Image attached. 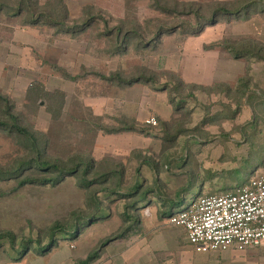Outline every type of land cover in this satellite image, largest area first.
<instances>
[{
  "label": "rangeland",
  "instance_id": "rangeland-1",
  "mask_svg": "<svg viewBox=\"0 0 264 264\" xmlns=\"http://www.w3.org/2000/svg\"><path fill=\"white\" fill-rule=\"evenodd\" d=\"M18 1L2 0L0 10V119L10 122L13 114L31 135L48 139L40 148L53 164L93 160L85 177L94 181L83 187L69 174L55 185L21 187V180L58 173L24 169L38 157L31 141L0 128V172H9L0 178V232L35 246L49 242L56 223L80 227L76 239L56 235L44 254H17L1 243L0 264H79L95 253L89 264H264V244L199 252L167 216L197 193L233 192L264 173V11L214 17L219 6L251 0H159L162 8L158 0H27L35 20L26 23V12L7 15ZM66 13L60 25L51 19ZM248 47L260 55L232 51ZM116 73L157 82L126 85L110 79ZM251 156L254 167L234 176ZM17 169L20 176H10ZM137 177L142 191L152 190L141 203L119 194ZM191 185L193 193L175 206Z\"/></svg>",
  "mask_w": 264,
  "mask_h": 264
},
{
  "label": "trees",
  "instance_id": "trees-1",
  "mask_svg": "<svg viewBox=\"0 0 264 264\" xmlns=\"http://www.w3.org/2000/svg\"><path fill=\"white\" fill-rule=\"evenodd\" d=\"M162 1H157L158 7L162 8L159 4H161ZM5 6V3L2 2V0H0V10L4 11L3 8ZM193 7V6H192ZM164 11H171L168 8H163ZM251 9H256V10H261L264 11V0H251L249 1V3H245V4H241L239 5L237 8L234 9H229L226 6H219L218 8H216V10L214 11V17L218 16V15H241L242 13H248V11H250ZM7 11V15H18V14H22L23 12H26V14L31 15L30 18H28L26 20V23H33V21L35 20L34 18H31L33 16V12L30 6L27 3V0H19L18 4L15 5L14 7H10ZM57 16L59 18H61L60 20H54V18H51L53 20V22L56 25H60L59 23L62 21V19L64 20L67 17V13L64 14V16L60 17V14ZM214 17L210 18L211 20L209 21H213L212 19H214ZM58 19V18H57ZM215 18L214 21H216ZM58 21V22H57ZM52 22V24H53ZM90 24V20L85 21L82 25L79 26V28L76 30H73V32L78 33V30L84 29V27L88 26ZM205 25L210 24V22H205ZM201 23L199 24L200 27ZM203 25V24H202ZM161 29V28H160ZM193 30L194 28L189 27L187 30ZM120 31V30H119ZM118 31V33H119ZM163 31V30H162ZM165 32V31H164ZM159 36V32L157 34ZM157 35L155 37H157ZM252 49V50H251ZM232 51H234V55L236 58L240 57V55H244V53H247V55L249 56H259L260 54H258L256 51H253V48L248 47L244 48V49H232ZM143 75H140L139 77H134V78H129V79H125L123 78L120 74L116 73L113 74V76L110 78L111 80H118L120 83H124L126 85L129 84H133V83H137V82H143V83H150V84H156V79L154 76L152 75H147L145 73H142ZM65 75V74H64ZM147 75V76H146ZM67 76V74H66ZM69 77V76H68ZM180 86H189L190 88H197L198 86L196 85H185L183 83V81H179ZM160 87V86H159ZM188 87V88H189ZM243 93H245V91L248 89L249 87H247V84L245 86H243ZM159 90H161V87L158 88ZM9 107V106H8ZM10 115V122L9 121H5V120H1L0 119V128L7 130L8 132H12V133H17L20 134L21 136L29 139L32 143V146L34 148V150L37 153V158H35L34 160H32L31 162H26L22 165V167H24V169L26 168H32V169H36V170H43V171H51V172H56L58 173L57 176H51V177H47V178H42V179H38V178H30L27 180H21L19 182V185L25 186L29 183H43L45 185L49 184V185H55L57 183H59L63 177L69 176V174H71L74 177H78L81 181V185L83 187H90L93 184V181H90L87 179V177H85V175L89 174L93 168H94V163L93 160H87V159H81L78 162H74L71 166V168L69 167H63V166H58L57 164H53L50 161H47L43 158V150L40 148V145H43L44 147L46 146V144L48 143V139H45L43 137V135H37V134H30L28 132L27 129L23 128L22 126H20L18 124V120L17 117L13 114H9ZM136 126H129V127H124V128H117V129H111L109 132L110 133H119V132H123V131H132L135 130ZM39 136H41L39 138ZM176 137V136H175ZM264 151V150H263ZM259 154V153H257ZM253 160L252 156L247 157L246 159H242V166H239V168H237L236 170H234V176L238 177L242 174L247 172V170L249 169V167L253 166L251 163L249 164L250 160ZM262 159V157L260 156H256L255 157V161ZM241 160V161H242ZM254 161V162H255ZM83 166V170H82V174H78V171H80V168ZM20 170V169H19ZM19 170L17 169L15 172H13L12 174H10V176L16 178L19 177ZM119 171V170H118ZM121 171H119L118 173H120ZM9 172H0V178L4 177L5 175H8ZM255 173V169L251 172V174L253 175ZM103 177H108L107 174H104ZM140 178L137 177V181L134 183V185H132L130 188H128L126 190V192H119V194H123L126 197H135V196H139L138 200H136V202H144L147 200L146 195L148 194V192H151L152 190H144L142 191V181L139 180ZM251 179V178H250ZM250 179H247L244 181V183L242 184L245 185L249 182ZM120 183H118L117 185H119ZM239 187V186H238ZM119 189V187L114 188V190H112V192L117 193V190ZM195 189V187L193 188L192 185L183 188L178 195L180 194L181 199L175 202V206L182 204L184 201L187 200V196L185 197V195L188 194H192L193 190ZM107 191H109L108 189H105ZM158 191V197H161V191L160 189L157 190ZM198 194V193H197ZM197 194L195 195V198L193 199L192 203L200 196H197ZM161 195V196H160ZM192 203L185 207L184 209L190 207L192 205ZM135 205V204H134ZM133 204L131 206H134ZM173 205V206H174ZM137 206V205H135ZM174 207L170 210L171 213H167V216L170 218L171 215H173L176 212H173ZM98 210L100 211V207L98 206ZM97 214H95L96 216ZM99 215V214H98ZM92 217V216H91ZM93 221L90 217L87 218V222ZM80 227L77 225L72 226V228L67 229L64 228V226L60 223H56L54 226H52L51 230H50V240L48 243L46 244H42L40 241H37L35 246H33L34 244H32V241H25V242H20L19 245L17 244V235L12 232V231H1L0 232V245H2L1 243H5V242H9L11 244V249L12 251L16 252L17 254H24V253H28L29 251H34L38 254H44L47 251L51 250L52 247L56 246L57 244V237L56 235H64L65 237L68 236L69 238L72 239H76L77 236L80 233ZM98 257L97 253L93 254V255H89L88 258L86 260L81 261L79 264H89L90 262L94 261L96 258Z\"/></svg>",
  "mask_w": 264,
  "mask_h": 264
},
{
  "label": "built area",
  "instance_id": "built-area-1",
  "mask_svg": "<svg viewBox=\"0 0 264 264\" xmlns=\"http://www.w3.org/2000/svg\"><path fill=\"white\" fill-rule=\"evenodd\" d=\"M156 126L155 117L147 120ZM199 252H244L264 244V173L229 193L200 196L169 218Z\"/></svg>",
  "mask_w": 264,
  "mask_h": 264
},
{
  "label": "crops",
  "instance_id": "crops-1",
  "mask_svg": "<svg viewBox=\"0 0 264 264\" xmlns=\"http://www.w3.org/2000/svg\"><path fill=\"white\" fill-rule=\"evenodd\" d=\"M188 242V241H187ZM188 244H189V242H188ZM190 245V244H189ZM264 247V246H263ZM259 248V247H258ZM264 249V248H263ZM230 251H232V252H237V251H234V250H229V251H227V252H230ZM246 251H249V250H246ZM222 252H226V251H216V252H203V253H222ZM262 254V258H264V252L263 253H261Z\"/></svg>",
  "mask_w": 264,
  "mask_h": 264
}]
</instances>
